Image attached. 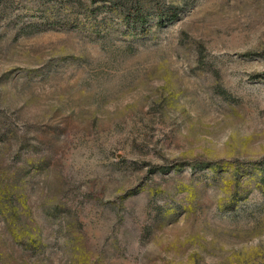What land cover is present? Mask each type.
Listing matches in <instances>:
<instances>
[{"label": "rangeland", "instance_id": "374dc122", "mask_svg": "<svg viewBox=\"0 0 264 264\" xmlns=\"http://www.w3.org/2000/svg\"><path fill=\"white\" fill-rule=\"evenodd\" d=\"M0 264H264V0H0Z\"/></svg>", "mask_w": 264, "mask_h": 264}]
</instances>
